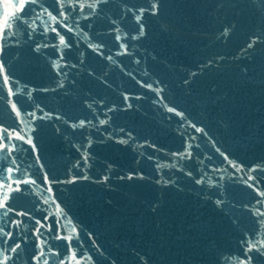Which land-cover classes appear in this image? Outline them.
<instances>
[{"label": "water", "instance_id": "95a60500", "mask_svg": "<svg viewBox=\"0 0 264 264\" xmlns=\"http://www.w3.org/2000/svg\"><path fill=\"white\" fill-rule=\"evenodd\" d=\"M0 33V261L264 264V0H0Z\"/></svg>", "mask_w": 264, "mask_h": 264}, {"label": "snow or ice", "instance_id": "6c2138e0", "mask_svg": "<svg viewBox=\"0 0 264 264\" xmlns=\"http://www.w3.org/2000/svg\"><path fill=\"white\" fill-rule=\"evenodd\" d=\"M21 7H24V5H21ZM152 8H155V5H152ZM141 11H143V10H141ZM53 19H55V17H53ZM21 20H23V17H16L15 23H17V26H18V22L21 21ZM10 27H11V25H9V28ZM53 30L55 31V29H53ZM69 30H71V29H69ZM140 35H143V26H141V28H140ZM3 38H4V34L3 33H0V39H3ZM117 39L119 40L120 37L118 36ZM60 43L61 44H64L65 43L63 36H60ZM249 46L251 47V45H249ZM121 47L122 48H125V50H126V45H123L122 44ZM3 68H4V66L2 64H0V72H3ZM8 79H9L8 78V75L5 74L3 76V83H8ZM148 87H151V85H148ZM9 91H11V88L9 89ZM125 99H127V97H125ZM168 110L169 111H173L172 108H169ZM17 114L19 115V113H17ZM177 114L179 115V113H177ZM101 123L103 124L104 121H101ZM80 126L81 127L84 126V122L83 121H81ZM198 131H199V129H198ZM3 132H4V134L0 135V151H3L5 148H7V150L9 152H11L16 147V145H12L11 142H10V138L12 136V133H9L6 129H4ZM16 138H18V139H24V137H22V136H17ZM4 141H8V143H4ZM28 142L31 143L30 140ZM13 163H14V161H13ZM8 172L9 173H12L13 172V169L12 168H9L8 169ZM7 179H10L13 183H16V184H19V183L22 182V181L18 180L15 175H12L10 177H0V182H3L5 180H7ZM25 182L34 183V181H25ZM9 187H11L10 184H9ZM7 199H8V196H7V194H5L4 200L7 201ZM0 207H6V204H0ZM260 215H264V213H260ZM260 223L262 225H264V221H260ZM66 239L69 241V245H70L71 237H66ZM256 244H259V246L261 248H264V242L257 241ZM256 244H253L251 247H249V251H252V248L255 247ZM13 251H15V249H13ZM72 259L74 260L75 259V256H73ZM0 264H6V262L5 261H0ZM77 264H79V261H77Z\"/></svg>", "mask_w": 264, "mask_h": 264}]
</instances>
